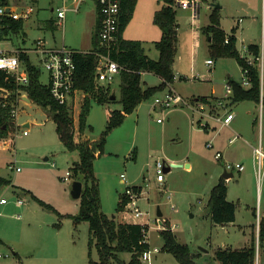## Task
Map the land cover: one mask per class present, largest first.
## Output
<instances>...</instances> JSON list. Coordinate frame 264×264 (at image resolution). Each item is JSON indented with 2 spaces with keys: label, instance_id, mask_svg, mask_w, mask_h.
I'll return each mask as SVG.
<instances>
[{
  "label": "rangeland",
  "instance_id": "rangeland-1",
  "mask_svg": "<svg viewBox=\"0 0 264 264\" xmlns=\"http://www.w3.org/2000/svg\"><path fill=\"white\" fill-rule=\"evenodd\" d=\"M12 1V4L21 7L31 5L29 0ZM59 3L60 0H38L32 4L36 13L24 22L23 36H26V42L21 40L22 33L9 32V38L15 45L26 48L32 47L33 41L40 38L49 47L64 43L66 47L77 51L90 49L95 24V0L83 2L78 12H68L64 28L57 24L55 13L50 10ZM212 3L219 5L220 25L227 34L242 19L236 31V48L240 55L244 53L243 46L248 45L251 40L258 42L260 46L264 39L263 0H201L197 28L192 26L190 11L177 8L179 29L173 64L176 76L172 86L184 96L186 103L177 105L178 108L173 106L153 109L152 115L147 119V109L153 106L155 98L163 96L164 91L143 101L146 114L144 119L140 116L139 125L143 126L145 133L140 132L137 141L131 145L132 131L138 116L135 112L128 114L121 125L110 131L106 147L104 145L103 152L94 160L101 210L107 216L114 217L117 221L121 219L116 208L126 186L143 187L144 194L138 204L150 223L148 241L151 251L150 258L146 253L140 264H180L171 253L162 250V222L170 227L178 241L187 244L191 252L196 254L197 264H220L214 258V251L220 246L235 249L250 245L251 225L257 222L254 211L255 214L257 210L264 213V169L261 177L254 173L252 153L247 148L242 149L245 170L235 171L226 181L228 199L236 204V224L229 228L215 229L211 219L207 218L210 191L219 181L223 165L214 156L215 148L206 146L204 131L196 133L190 139L193 133H190L188 121L193 118L195 128L202 130L205 129V121L198 122L201 118L192 110V104L188 101L206 95L224 97L225 101L229 78L239 83L242 81V69L236 58L214 56L207 37L201 31L209 22ZM163 4V0H140L124 30V38L142 40L145 52L152 58L158 56L154 41L159 39L157 36L160 35V30L149 15V7L160 8ZM50 18L55 21L53 28L45 26V21ZM30 57L33 61L37 59L33 53H30ZM207 59H212L214 64L209 66ZM40 67V81L46 84L48 74L42 65ZM159 83L160 78L156 75L142 76L143 87ZM109 87L111 93L115 91L116 100L107 104L91 102L87 124L92 126V130L87 131L93 136H100L106 128L108 117L105 109L121 107L117 76ZM69 107L77 127L80 107ZM232 110L236 117L234 131L264 135V124L260 128L258 119L256 124L253 123L259 112L258 105L242 101L234 105ZM173 111H177L174 116ZM168 116L175 119L176 123L171 127L178 128L179 133L172 135V130L162 132L164 124L170 120ZM13 122L14 128L8 135L9 140L7 139L9 144L6 149H0V176L10 180L9 184L0 185V200L5 199L7 206H0V264H89V224L87 221L74 222L71 217L79 211L80 198H74L71 194V176L67 180L63 179L70 172V166L78 159L77 153L69 152L64 147L57 135L55 122L35 103L23 108L19 104L18 115ZM26 122L30 124L28 127L24 126ZM24 129L27 134L22 133ZM171 135L177 140L170 139ZM235 147L237 144L233 149ZM134 149L137 152L135 159L131 158ZM185 154L192 161V168L187 169L184 164L179 167L170 166L173 158ZM157 160L165 161L167 167L170 166V170L164 172V184H159L156 180ZM15 167L20 170L17 171ZM121 174L125 176L126 182L121 181ZM11 182L14 183L13 186ZM22 184L55 210L39 204L23 189L25 187ZM18 200L23 202L22 205L17 204ZM158 209L163 214L160 217L157 215ZM254 236L253 228V240ZM154 248L159 251H153ZM13 249L18 250L22 257L13 254ZM91 258L98 259L94 247ZM121 258L128 263L130 253H121ZM263 261L264 247L260 248L256 242L255 264Z\"/></svg>",
  "mask_w": 264,
  "mask_h": 264
},
{
  "label": "trees",
  "instance_id": "trees-1",
  "mask_svg": "<svg viewBox=\"0 0 264 264\" xmlns=\"http://www.w3.org/2000/svg\"><path fill=\"white\" fill-rule=\"evenodd\" d=\"M38 0H29L35 4ZM12 0H0V3H13ZM164 4L154 12L153 22L161 31V37L155 41L158 50V58L153 59L146 54L143 44L139 40H129L122 37V33L131 20L137 0H120V28L118 39L111 51V58L121 67L119 73V90L121 109H114L108 112L106 128L95 142L86 136L85 132L92 130V126L87 124L92 101L98 103H110L112 93L109 85H97L95 82V61L94 52L99 51L98 30L99 21L96 25L92 38V49L88 52H78L74 55L76 73L74 79V90L83 93L84 99L78 115V125L72 117L70 107L60 105L54 101L47 84L40 81L41 70L35 66L27 54L20 56L24 67L29 74V84L18 87L11 82V79L0 70V88L8 91L6 100L7 106L0 108V139L6 138L11 129L14 128L13 118L10 114L12 105L16 104V97L20 89L28 98L38 106L42 107L49 117L56 124V131L61 143L69 152H75L78 159L70 166L71 178L82 182V193L80 196L79 211L71 216L74 221H87L89 224V264H140L142 256L150 249L146 240L149 227L146 224H134L115 220L114 217L107 216L101 210L100 192L98 179L95 176L93 162L95 158L103 152L106 138L110 131L121 125L126 116L132 113L143 101L153 95L162 92L167 83H172L175 79L173 68L177 53L178 29L176 13L177 7L174 0H163ZM214 5V4H213ZM218 8L214 5L209 14V22L201 28L202 33L207 37L209 46L216 57H234L241 69L248 70L249 87H243L241 83L229 78L228 84L232 86V94L226 99L231 104L242 101H253L259 103L260 100V77L256 63L250 65L241 57L237 48V37L235 32L237 27L232 28L227 34L220 26ZM49 23H46L45 26ZM13 28L22 29L21 21L14 23ZM228 37V42L225 39ZM249 51L258 56L259 45L251 43L248 45ZM101 51V50H100ZM148 72L158 76L161 82L158 85L143 87L142 74ZM202 101H207L204 97ZM264 107V98H263ZM95 146V152L92 146ZM99 152L96 155V152ZM135 149L132 151L134 158ZM10 180L0 176V185L9 184ZM136 191H140V186H133ZM227 185L224 178H220L210 191L207 207L210 219L214 224L225 225L235 221L236 206L227 199ZM123 194L120 195L116 210L120 212L125 204ZM43 207L55 210L53 206L32 195ZM161 229L164 240L163 251L171 253L180 264H197L196 254L192 253L189 246L177 240L176 235L166 224ZM258 245L264 247V215L259 221ZM95 248L98 259L91 258V250ZM121 253H130V259L126 263L121 258ZM214 258L220 264H255L256 260V239H252L250 245L240 248H217L214 251ZM264 264V261L263 263Z\"/></svg>",
  "mask_w": 264,
  "mask_h": 264
},
{
  "label": "built area",
  "instance_id": "built-area-1",
  "mask_svg": "<svg viewBox=\"0 0 264 264\" xmlns=\"http://www.w3.org/2000/svg\"><path fill=\"white\" fill-rule=\"evenodd\" d=\"M87 0H60V3L56 7H52L53 13H55V19L59 26H65V18L68 12H78L80 5ZM98 14L100 17L99 30H98V40L100 50L94 52L96 55L95 61V82L97 85H106L114 82V79L119 75L121 71L120 65L111 58V51L117 42L119 28H120V0H96ZM174 6L177 8L189 10L193 19L192 26L197 28L196 20L200 16L201 11V0H174ZM212 8V7H210ZM36 13L35 7L33 5L28 6H18L12 3L4 4L0 3V70L5 73L11 82L18 87H24L29 84V74L23 65L20 58L22 54H27L31 62L41 70V65L48 74L47 85L50 90V94L55 102L60 105L70 106L73 97L79 93L74 90V79L76 73V64L74 61V55L78 52L71 48L62 45L58 48L49 47L46 42L42 39H36L33 41V46L30 48L22 47L21 45H15L13 40L9 38V32L14 34H20L21 40L24 42L25 37L23 32L13 28V24L21 21L24 23L31 19V17ZM240 21V19H239ZM197 35V32H195ZM228 42V37L225 39ZM260 52L258 56L254 55L249 51L248 46H243V57L247 64L256 63L258 66V72L260 77V100L258 103L259 112L257 119L260 125L264 122V39L259 46ZM88 52V51H87ZM30 53L37 56L36 61H33L30 57ZM206 63L209 66L214 64L212 59H207ZM248 70H242V81L241 85L243 87H249L250 81L248 79ZM16 97V104L12 105L10 114L13 121L16 120L18 115L19 103L21 101V96L28 98L27 94L20 89ZM8 91L6 88H0V108L7 106ZM83 94V93H82ZM232 94V86L230 84L226 85V98ZM84 95V94H83ZM85 96V95H84ZM185 100L183 97L177 93L172 87L171 83H167L164 89V94L162 97H157L154 99L153 106L160 108H170L176 105L184 104ZM222 104L221 101L218 102ZM76 105H81L76 103ZM76 105L74 108H76ZM199 109H203L202 104L198 105ZM233 118V114L230 113L220 119L221 124L229 125ZM160 121V119H158ZM15 123V122H14ZM23 134H27V130L22 131ZM231 141V140H230ZM207 147H212L211 143L206 144ZM253 155L256 163V174L261 177L262 171L264 169V151L259 145L253 148ZM215 158L219 159L221 157V152L216 151ZM12 168V166H11ZM155 168L157 173V181L162 183L164 181V171L166 168V163L161 160L155 162ZM245 167L243 164L238 162L227 161L224 164V170L226 172L234 173L244 171ZM16 170H20L16 168ZM71 176L70 172H67L64 180H67ZM122 182H126L125 176L121 174ZM123 198L125 199V204L123 209L120 211L122 215V222L134 223V224H146L148 225V218L145 217L146 213L142 211L139 207V200L141 196V191H136L133 186H126L123 193ZM0 203H5V199H1ZM18 203H22L21 200ZM150 249L147 252L148 259L150 258ZM153 251H159L155 248ZM0 257L2 255L0 254Z\"/></svg>",
  "mask_w": 264,
  "mask_h": 264
},
{
  "label": "crops",
  "instance_id": "crops-1",
  "mask_svg": "<svg viewBox=\"0 0 264 264\" xmlns=\"http://www.w3.org/2000/svg\"><path fill=\"white\" fill-rule=\"evenodd\" d=\"M138 3H140V0L138 1L137 0V3H136V5L138 6ZM213 4V3H212ZM212 4H210V7H211V5ZM135 8H136V6H135ZM157 9H159V6L158 7H156V6H151V7H149V15H150V17L152 18V21H153V15H154V12L157 10ZM263 9H264V0H263ZM51 11H52V8L50 9ZM134 11H135V9H134ZM53 12V11H52ZM133 14H134V12H133ZM133 17V16H132ZM132 19V18H131ZM98 20H99V14H98V9H97V4H96V0H95V24H94V31H95V29H96V25H97V23H98ZM178 21V20H177ZM241 21H242V19L240 18V21L238 20V23L235 25V26H233V28L234 27H237V30L239 29V25H240V23H241ZM46 23H49V24H47V25H49L48 27H51V28H53V22H55L52 18H50V19H48V20H46L45 21ZM130 22V21H129ZM179 24V23H178ZM221 26V25H220ZM24 23H23V26H22V29H21V31L23 32V34H24ZM126 28V27H125ZM125 30V29H124ZM159 30H160V35L159 36H157V37H161V34H162V31H161V29L159 28ZM236 30V31H237ZM94 31L92 32V38H93V35H94ZM154 34L156 35V32H154ZM25 35V34H24ZM235 35H236V32H235ZM25 37V40H24V42H26V36H24ZM122 37L124 38V31H123V33H122ZM157 39V38H156ZM135 40H139V41H141L142 42V44H144L143 43V41L142 40H140V39H135ZM159 40V39H158ZM155 41H157V40H155ZM155 41H154V43H155ZM251 43H255V44H258V42H255V41H253V40H251V42L249 43V44H251ZM248 44V45H249ZM62 45H64V43H61L60 45H54L53 47H56V48H58V47H60V46H62ZM247 45V46H248ZM259 45V44H258ZM92 49V47L90 48V49H88V50H81V52H87V51H90ZM147 54V53H146ZM152 58V57H151ZM156 58H158V56L156 57ZM156 58H153V59H156ZM143 74H152V73H148V72H145V73H143ZM143 74H142V76H143ZM152 75H154V74H152ZM117 77H118V80H119V75H117ZM160 82H161V79H160ZM43 83V82H42ZM173 83V82H172ZM172 83H171V87L174 89V87L172 86ZM44 84V83H43ZM47 84V83H46ZM164 91V90H163ZM162 91V92H163ZM79 92V91H78ZM113 93L112 94H115V91H112ZM181 95V94H180ZM182 97H183V99L185 100V103H186V99L184 98V96L183 95H181ZM205 98L207 101L205 102V101H202L201 99L202 98ZM115 98L117 99V96H116V94H115ZM29 98H26L25 96H21V101H20V106H22V108H23V106H27L28 107V104H34L30 99L28 100ZM83 99H84V95L81 93V92H79V93H77L74 97H73V100H72V102H71V107H74L75 105H76V103H78L79 102V104L80 105H82V102H83ZM224 97H219V96H214V95H212V96H199V97H196V98H193V99H191L190 101H188V103H191L192 105H190L191 106V108H192V110H194V111H196L198 114H199V117L201 118L200 119V121H198V122H202L203 120L205 121V126H204V130H202V129H197V128H195V123H194V119L192 118V120H190V121H188V124L190 125V130H191V132L190 133H193V135L190 137V139L192 140L194 137H195V134L196 133H201V132H203L204 131V134H205V136H206V140L205 141H207L206 142V144L207 143H211L212 144V147H210V148H215V151H219V152H221V157L219 158V159H217V160H219L220 162H222V165H223V172H222V174L225 172V170H224V164H225V162H227V161H231V162H238V163H241V164H243L244 165V162L242 161V156H243V150L242 149H247V148H250V152L252 153V160H253V167H254V173L256 172V163H255V159H254V155H253V148L254 147H256L257 145H259V142H261V146H262V149L264 148L263 147V142H264V139H263V133H237L236 131H234V126H233V123H234V121H235V115L233 114V110H232V107H234V105H236V104H238V103H235V104H231L230 102H229V100L228 99H226L225 101H224ZM219 101H221L222 102V104H219L218 102ZM224 101V102H223ZM113 102V101H112ZM251 102H253V101H251ZM240 103V102H239ZM254 103V105L256 106V105H258V104H256L255 102H253ZM107 104V103H106ZM200 104H202L203 106H204V108L203 109H199V107H198V105H200ZM182 106H184V105H182ZM122 107V106H121ZM121 107L120 108H116V109H121ZM174 107H177V105L176 106H174ZM156 108H159V107H154V106H152V107H150L149 106V108L147 109V119H148V116H150V115H152V113L151 112H153L152 110L153 109H156ZM178 108V107H177ZM91 109V108H90ZM196 109V110H195ZM114 110V109H113ZM145 109H143V106H142V103H140L136 108H135V110L131 113V114H133L134 112L136 113V115L138 116V118H137V120H136V123H135V125H134V129H133V131H132V140H131V145L133 144V143H135V141H137V138H138V134L140 133V132H142V131H144V129H143V126H140L139 125V119H140V116H142L143 117V119H144V117H145V114L146 113H144L145 111H144ZM79 111H80V109H79ZM109 111H112L111 109H105V114H106V116L108 117V112ZM250 114L252 113L251 111H248ZM173 113V116H174V114H176L177 113V111H173L172 112ZM172 113H171V115H172ZM230 113H232L233 114V118H232V120H231V122L229 123V125L228 126H226V125H223V124H221L220 123V119H222L223 117H225L226 115H228V114H230ZM89 114H90V111H89ZM78 115H79V112H78ZM173 116H168V119H170L166 124H164V128L162 129V132L163 133H165L166 131H170V130H172V135H174V133H179V130H178V128L176 129V128H172L171 127V125H173V124H175L176 123V121H175V119L173 118ZM256 116V115H255ZM254 116V117H255ZM49 117V116H48ZM78 118V117H77ZM77 118H75V120L77 119ZM88 118V117H87ZM108 119V118H107ZM142 119V120H143ZM88 120V119H87ZM257 116L253 119V123L254 124H256L257 123ZM198 122H197V124H198ZM263 124H264V122H263ZM262 124V125H263ZM30 124H29V122H26L25 124H24V126L25 127H28ZM186 125V124H185ZM262 125H260V123H259V127L261 128L262 127ZM255 126V125H254ZM220 127V128H219ZM176 129V130H175ZM208 130V131H207ZM261 130V129H260ZM175 131V132H174ZM144 133H145V131H144ZM85 134H86V136L91 140V142H95V141H97L98 139H99V135H98V137L97 136H93L91 133H89L88 131H86L85 132ZM58 135V134H57ZM172 135L170 136V139H173L174 141L175 140H177V138L174 136V137H172ZM209 137H210V139H209ZM8 136L6 137V138H3V139H0V149L1 150H3V149H6V146H8V144H9V142H8ZM209 139V140H208ZM108 140V139H107ZM107 140H106V142H105V147H106V144H107ZM231 140V141H230ZM209 141V142H208ZM237 144V147H235L234 149H233V147H234V145H236ZM245 151V150H244ZM263 151H264V149H263ZM136 149H135V153H134V158L131 156V158H133V159H135V157H136ZM216 153V152H215ZM215 153H214V155H215ZM99 154V152L97 151L96 152V155H98ZM101 155V154H100ZM100 155H98V156H100ZM246 156V155H245ZM48 158H45V160H47ZM189 158H188V156L185 154V155H183V156H181V157H179V156H176V158H173L171 161H172V163L171 164H173V163H177V164H181V165H185V167L187 168V169H190V168H192L193 166V163H192V161L191 160H188ZM182 161H184V163H182ZM165 162V161H164ZM166 163V162H165ZM263 163H264V160H263ZM170 164V165H171ZM93 165H94V162H93ZM187 165V166H186ZM12 165H10V167H11ZM166 167H167V164H166ZM244 167H245V165H244ZM12 168H14L13 166H12ZM16 168H18V167H15V169ZM167 168H165V171L164 172H168L169 170H166ZM245 170V169H244ZM226 173H231V172H226ZM222 174H221V176H222ZM232 176H233V173H232ZM231 176V177H232ZM230 177V178H231ZM4 178H6V177H4ZM221 178V177H220ZM7 179V178H6ZM145 179V178H144ZM229 179V178H228ZM228 179H225L226 181L228 180ZM157 180V179H156ZM121 181H122V179H121ZM164 182H165V176H164V181L162 182V183H160L159 182V184H164ZM98 183H99V181H98ZM11 185L13 186L14 185V183H12L11 182ZM23 185V187H25L24 186V184H22ZM136 186H140L141 187V189H140V191H141V196H140V199L143 197V194H144V190H143V187L141 186V185H136ZM23 189H25L27 192H28V194L29 195H31V197H32V195H34V196H36L37 198H39L37 195H35L34 194V192L32 191V190H30L29 188H23ZM100 192V191H99ZM123 193V192H122ZM121 193V194H122ZM227 193H228V191H227ZM121 198V197H120ZM120 198H119V201H120ZM39 199H41V198H39ZM227 199H228V195H227ZM42 200V199H41ZM229 201H231V202H233L232 200H230V199H228ZM19 201V200H18ZM18 201H16L17 202V204L18 205H22V203H18ZM118 201V202H119ZM47 203V202H46ZM100 203H101V197H100ZM234 203V202H233ZM2 205H0V206H4V208H7V206H6V202L5 203H1ZM235 204V203H234ZM235 206H236V204H235ZM160 210V209H159ZM158 212V211H157ZM162 213V212H161ZM120 214H121V212H120ZM163 215V214H162ZM161 215V216H162ZM254 215H255V218H257V222L255 223V224H252L251 225V236H250V240L252 241V230H253V228L255 229V239L257 240L256 242H258V231H257V226L259 227V221H260V219H261V217L264 215V213L262 212V211H259V210H257V212H256V214H255V211H254ZM160 217V216H159ZM207 218H210V215H209V211H208V217ZM122 220V215H121V219H119L118 221H121ZM236 220H237V213H235V221L234 222H231V223H229V224H225V225H219V224H214V223H212V226L215 228V229H218V228H220V229H222V228H229V227H231V226H234L235 224H236ZM148 221V220H147ZM75 222V221H74ZM164 222H162V229L164 228ZM148 227H149V230H150V223H149V221H148ZM149 230H148V232H149ZM146 240H147V242L149 243V246H150V242L148 241V233H147V235H146ZM1 242H3V240H1ZM3 243H5V242H3ZM246 243H249L248 241L246 242ZM248 245V244H247ZM246 247V246H245ZM219 248V247H218ZM220 248H230V247H228V246H223V247H221L220 246ZM241 248V247H240ZM240 248H235V249H240ZM242 248H244V247H242ZM155 249V248H154ZM158 249V248H157ZM13 254H15V255H17L19 258H21L22 256L20 255V253H19V251L18 250H15V249H13ZM54 264V263H53Z\"/></svg>",
  "mask_w": 264,
  "mask_h": 264
},
{
  "label": "water",
  "instance_id": "water-1",
  "mask_svg": "<svg viewBox=\"0 0 264 264\" xmlns=\"http://www.w3.org/2000/svg\"><path fill=\"white\" fill-rule=\"evenodd\" d=\"M214 5L212 4L211 7H213ZM216 7L219 5H215ZM112 100L115 99V94H112L111 97H110ZM29 100V99H28ZM92 150L95 152V146L93 145L92 146ZM170 166H173V167H179V166H182L181 164H177V163H173L171 164ZM170 166L166 167L167 169L166 170H169L170 169ZM187 166V165H186ZM232 176V173H226V171L222 174V178L224 179H228ZM81 193H82V182L79 181V180H74L72 182V188H71V194L74 198H80L81 196ZM157 215L158 216H161L162 213L161 211L158 209V212H157Z\"/></svg>",
  "mask_w": 264,
  "mask_h": 264
}]
</instances>
